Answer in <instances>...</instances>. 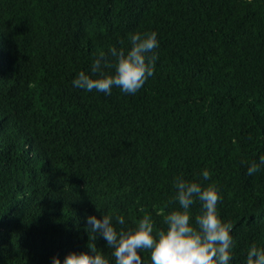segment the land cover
I'll return each mask as SVG.
<instances>
[{"label":"trees","instance_id":"1","mask_svg":"<svg viewBox=\"0 0 264 264\" xmlns=\"http://www.w3.org/2000/svg\"><path fill=\"white\" fill-rule=\"evenodd\" d=\"M145 30L160 46L137 93L72 86ZM260 153L264 0H0V264H51L90 243L113 264L86 215L162 226L173 178L202 169L233 225L231 264H244L264 246V170L246 174Z\"/></svg>","mask_w":264,"mask_h":264},{"label":"clouds","instance_id":"2","mask_svg":"<svg viewBox=\"0 0 264 264\" xmlns=\"http://www.w3.org/2000/svg\"><path fill=\"white\" fill-rule=\"evenodd\" d=\"M155 30L134 31L129 35L127 48L110 47L108 53L97 54L86 72L80 70L72 79L74 88L86 92L111 95L119 88L124 94L133 95L146 80L154 75L156 49L159 48ZM151 53V55H149ZM264 170V153L248 163L246 174ZM210 171L202 169L200 179L173 178L178 207L163 216L162 226L157 227L150 215L128 224L123 215L102 213V218L88 214L86 230L90 235L101 236L106 247L112 249L113 264H145L140 253L149 254V264H231L233 259V225L221 219L217 204L221 195L210 180ZM199 202L195 214L191 206ZM91 253L70 252L61 261L51 258V264H110L94 244L88 245ZM244 264H264V246L251 244L244 257Z\"/></svg>","mask_w":264,"mask_h":264}]
</instances>
